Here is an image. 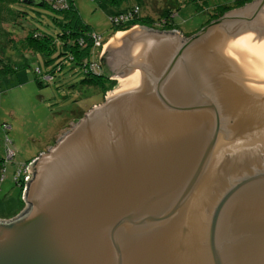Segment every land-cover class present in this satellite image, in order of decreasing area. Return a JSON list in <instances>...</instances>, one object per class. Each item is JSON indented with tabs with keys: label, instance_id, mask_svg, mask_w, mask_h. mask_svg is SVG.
<instances>
[{
	"label": "water",
	"instance_id": "95a60500",
	"mask_svg": "<svg viewBox=\"0 0 264 264\" xmlns=\"http://www.w3.org/2000/svg\"><path fill=\"white\" fill-rule=\"evenodd\" d=\"M99 62L124 82L30 161L0 264H264V0Z\"/></svg>",
	"mask_w": 264,
	"mask_h": 264
},
{
	"label": "rangeland",
	"instance_id": "374dc122",
	"mask_svg": "<svg viewBox=\"0 0 264 264\" xmlns=\"http://www.w3.org/2000/svg\"><path fill=\"white\" fill-rule=\"evenodd\" d=\"M153 1L155 4H152ZM231 1L183 2L174 15V24L177 28L175 31L183 38H189L193 35L191 33H196L206 25V20L209 18L208 12L212 7L218 4H229ZM143 3L145 5L144 9H141V14L149 15L154 20L156 17L152 14L151 5L161 6L164 1L143 0ZM73 4L83 23L101 39L100 50L92 48L91 51L90 61L97 63L99 62L97 51L100 53L103 43H107L114 35L109 18L126 5L132 6L134 1L119 2L121 4L119 7L101 0H73ZM8 6L13 13V19L20 14L24 28L46 36L52 47L48 51L42 49L22 51L13 47L4 48L0 42V125L8 126L6 135L10 141L9 146L14 152L12 160H8L4 133L0 130V158L3 170L0 173V219L6 221L15 216L19 207L20 188L14 182V175L18 169L27 164L28 160L45 152L59 138V134L76 123L69 118L72 114L87 112L92 106L100 104L106 94L120 88L124 81L119 77H109V80L115 84L112 87L109 85L110 81L106 82L107 90L102 97L101 92H98L99 89L83 83L85 75L78 66L67 59L61 61L65 57L60 55L63 49L58 24L63 19L61 16L43 6L36 7L23 3ZM233 9L237 8H230L227 11ZM215 15L217 13L211 16L210 21H215L222 16ZM15 25V23H7L10 31L18 33V37L15 36L14 40L19 43L26 31L19 32ZM188 34L191 35L186 37ZM101 65L105 67V64ZM47 74L51 77L48 78Z\"/></svg>",
	"mask_w": 264,
	"mask_h": 264
},
{
	"label": "trees",
	"instance_id": "16d2710c",
	"mask_svg": "<svg viewBox=\"0 0 264 264\" xmlns=\"http://www.w3.org/2000/svg\"><path fill=\"white\" fill-rule=\"evenodd\" d=\"M40 1V4L36 5L35 3L31 2V0H0V42H2V46L4 48L13 47L16 49H21L22 51L28 49H42L48 51L49 49H51L52 44L46 36L40 35L35 32L27 31L24 28L21 22L20 14H17L16 19L12 18L13 13L8 5L14 3H23L25 5L30 6L47 7L56 15L61 16L63 18L61 22H58L60 28L59 37L61 38L63 48L60 52V55L65 56L61 61L63 62L64 59H67L69 62L78 66L85 75L83 83L87 84L90 87L99 89L98 92H101V96L103 97L105 90H107L105 88V83L110 81L109 85L113 87L115 82L109 80V73L107 72L106 67L101 65L99 62L94 63L90 61L91 51L93 48V40L91 35L93 33L92 31H90L88 26L83 23L73 4V0ZM101 1H105L108 4L110 3L119 7L121 5L119 4V2H122L124 0ZM133 1L134 4L132 6L126 5V7H124L123 9H119L114 14H112V16L130 14L129 20L125 23H119L117 25H114L110 22L112 34L128 30L129 28L137 25L157 29L159 31L177 30L176 25L174 24V15L176 11L180 8V5L183 2H201V0H181L180 2L178 0H161V2L164 1L161 6L151 5L152 14L154 17H156V19L153 20V18L149 15L143 16L141 14V9H144L145 5V3H143V0ZM251 1L253 0H232L229 4H218L214 6V8L212 7L209 12L205 9V11L209 14V18L206 20L205 24H207V22L211 20V16H213L215 13H217V15L215 16L218 17L230 8H238ZM152 4H155V1H153ZM196 4L199 5L198 3ZM10 22L16 24L15 26L18 27L19 32L26 31L25 36H23V39L19 43L17 42V40H14L15 36L18 37V33L10 31V29L7 27V23ZM202 26L203 25H201V27ZM194 33L195 32L191 34ZM191 34L186 35V37L190 36ZM16 43H18V45ZM91 67H93V69H96L98 73H94V71H91ZM46 76L48 78L51 77V75L48 74ZM85 112L86 111H81L79 113L75 112L69 118L72 121H77ZM0 130L4 133V142L5 140L9 141L6 135V132L9 130L8 126L6 124H2L0 125ZM29 161L30 160H28L26 163H28ZM2 171V160L0 158V173H2ZM20 181V178H18L16 181L14 180V182H16L15 184L19 186L21 194V188L23 187V183ZM22 207L23 202L19 199V207L16 211V214L21 210Z\"/></svg>",
	"mask_w": 264,
	"mask_h": 264
},
{
	"label": "built area",
	"instance_id": "2783aa9c",
	"mask_svg": "<svg viewBox=\"0 0 264 264\" xmlns=\"http://www.w3.org/2000/svg\"><path fill=\"white\" fill-rule=\"evenodd\" d=\"M64 6V5H63ZM62 6V7H63ZM129 15L130 14H124V15H116V16H111L110 18H109V21L112 23V24H114V25H117V24H119V23H125V22H127L128 20H129ZM91 37H92V40H93V48H95V49H99L100 50V47H101V42H100V37L99 36H96V35H94V34H92L91 35ZM99 51H97V55H98V57H99V54L100 53H98ZM90 69V68H89ZM92 69V70H91ZM91 71H94V73H98L97 71H96V69H93V67H91ZM9 141H7V140H5V149H6V157H7V159L8 160H12V158H13V156H14V152L11 150V148H10V146H9ZM30 163V162H29ZM29 163H27V164H25V165H22L19 169H18V171H17V173L14 175V180L16 181L18 178H20V182H22L23 183V187L21 188V194H20V199L22 200V202H23V207L21 208V210L20 211H22V210H24L25 209V207H26V203H25V201H24V193H25V184L30 180V178H31V174H30V170H29V166H30V164ZM19 211V212H20ZM18 212V213H19ZM0 221H2L1 219H0Z\"/></svg>",
	"mask_w": 264,
	"mask_h": 264
},
{
	"label": "crops",
	"instance_id": "0c3cea01",
	"mask_svg": "<svg viewBox=\"0 0 264 264\" xmlns=\"http://www.w3.org/2000/svg\"><path fill=\"white\" fill-rule=\"evenodd\" d=\"M60 135H61V134H59V136H60ZM49 146H50V145H49ZM34 158H35V157H34ZM34 158H32V159H34ZM32 159H30V161H31ZM30 161H29V162H30Z\"/></svg>",
	"mask_w": 264,
	"mask_h": 264
},
{
	"label": "bare ground",
	"instance_id": "6f19581e",
	"mask_svg": "<svg viewBox=\"0 0 264 264\" xmlns=\"http://www.w3.org/2000/svg\"><path fill=\"white\" fill-rule=\"evenodd\" d=\"M124 82V81H123Z\"/></svg>",
	"mask_w": 264,
	"mask_h": 264
},
{
	"label": "flooded vegetation",
	"instance_id": "af4514ba",
	"mask_svg": "<svg viewBox=\"0 0 264 264\" xmlns=\"http://www.w3.org/2000/svg\"><path fill=\"white\" fill-rule=\"evenodd\" d=\"M113 80V79H112Z\"/></svg>",
	"mask_w": 264,
	"mask_h": 264
}]
</instances>
